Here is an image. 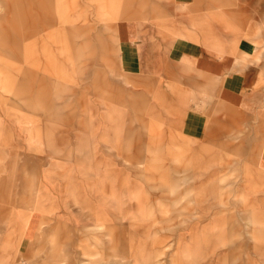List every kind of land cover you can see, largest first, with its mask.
Segmentation results:
<instances>
[{"label":"rangeland","instance_id":"1","mask_svg":"<svg viewBox=\"0 0 264 264\" xmlns=\"http://www.w3.org/2000/svg\"><path fill=\"white\" fill-rule=\"evenodd\" d=\"M263 5L191 22L257 42L237 60L246 110L191 68L123 73L117 28L175 38V0H0V264H264ZM191 108L201 140L180 128Z\"/></svg>","mask_w":264,"mask_h":264},{"label":"crops","instance_id":"2","mask_svg":"<svg viewBox=\"0 0 264 264\" xmlns=\"http://www.w3.org/2000/svg\"><path fill=\"white\" fill-rule=\"evenodd\" d=\"M215 2L216 0H175L176 6L182 8L181 11L178 10V16L183 18L181 25L176 29V33L180 35L175 38L162 32L160 23L146 22L140 16L134 19L130 26L120 25L117 28L118 65L123 73L151 77L166 72L170 67L191 68L212 82L208 95L219 97L221 102L231 107L251 110L253 104L245 95L247 71L238 67L237 60L246 55H255L258 51L257 42L248 36L227 41L218 24L212 23V20L211 34H214L216 39L219 38L220 43L209 42L199 28H191V22L194 27H199L203 17L211 18L216 15L213 11ZM255 2L257 0H251V4ZM262 13L264 15V5ZM257 23L261 27V17ZM255 29L257 27L252 25L243 26L241 30L244 33H253ZM234 30L236 31L235 28ZM259 35L264 39V30ZM223 95L227 98L241 96L240 105L227 101ZM208 122L207 111L191 108L186 111L180 128L184 136L201 140L207 134Z\"/></svg>","mask_w":264,"mask_h":264}]
</instances>
